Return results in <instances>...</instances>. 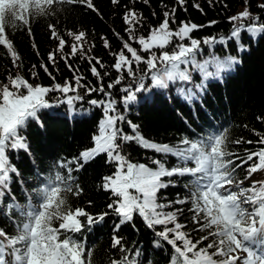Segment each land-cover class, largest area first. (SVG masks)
<instances>
[{
    "label": "snow or ice",
    "instance_id": "1",
    "mask_svg": "<svg viewBox=\"0 0 264 264\" xmlns=\"http://www.w3.org/2000/svg\"><path fill=\"white\" fill-rule=\"evenodd\" d=\"M148 2L143 0L145 4ZM185 2L176 0L181 7ZM248 2L244 0L246 6L243 11L228 17L232 28L227 36L199 39L192 35L194 31L216 25L218 21H209L207 25L181 21L179 27L172 29L170 24L176 23L177 10L173 7L164 11L163 20L151 28L146 37H137L135 32L142 27V14L126 5L122 19L128 40L114 33L121 40L122 48L110 53L115 61L110 67L117 76L107 84V88L102 81L103 76L109 73L101 75L106 65L99 57L90 55L94 45L88 46L86 32L67 30L72 43L70 52L65 54L67 41L58 32L56 24L47 25L50 39L57 41L56 48L48 53V62L55 66L59 56L73 76L62 84L44 86L30 83L19 73L14 76L9 73L7 83L0 85V213L15 228V234L0 228V264H92V251L86 253L84 245L69 234L103 222L108 212L93 216L80 207L65 209L66 197L63 194L81 195L83 189L76 184L73 172H79L100 154H106V163L116 165L115 172L103 177L102 184L103 189L111 192L114 198L107 207L119 218V223L114 225V233H118L125 223L132 222L134 215H139L149 229L163 226V230L156 231L155 235L172 247L171 264H264V180L253 179L254 174L264 172V146L255 151L245 149L243 155L230 151L227 128L198 140L184 137L176 145L156 143L146 139L140 133L139 125L127 119L117 108L120 103L128 111L138 102L140 93L150 94L153 90L166 92L170 85H179L175 87V96L187 104L198 102L202 105L209 81H222L236 65L242 63L231 54L220 58L214 52L215 46L224 45L227 51L229 41L235 40L238 51L244 52L248 49L240 43L242 33H248L252 39L264 34L261 16L249 10ZM111 3L119 6L120 0H111ZM208 3L211 5L213 0H208ZM69 4L98 11L93 0H0V46L6 50L14 68L21 66L18 63L20 56L9 39L7 29H26L31 37L33 18L54 15L58 5ZM193 6L203 11L200 5ZM257 7L264 12V3ZM101 39L104 47L110 48L108 39ZM174 39L179 43L171 51L165 50ZM130 41L137 43L140 51L148 53L147 58ZM204 47L213 51H210L208 59L200 61L197 57ZM33 48H36L34 43ZM154 49L160 50L159 55ZM77 56L87 60L91 75L100 81L99 87L83 82L84 76L68 63ZM35 67L33 65V69ZM40 67L55 81L47 64L41 63ZM193 73L199 74V82L193 80ZM31 75L35 78L37 73L33 70ZM126 78L130 82L120 88L123 95L117 101L112 98L111 90ZM146 78L150 80L148 85L145 84ZM81 89L86 95L100 93L104 97L89 101L90 105L103 109L98 134L93 136L94 146L81 151L78 157L54 162L53 168L64 170L67 174L57 170L41 177L40 185L26 194L27 203L20 204L12 191V184L22 183L21 174L11 163L9 153L27 151L29 145L21 133L29 122L36 121L43 127L39 113L59 104H66L71 110L76 101L84 99L80 95ZM50 93L59 95L49 100ZM173 98L169 96L170 100ZM124 123L131 128L132 134L124 131ZM129 142L165 157L171 155L178 163L170 168L160 159L152 161L155 168L134 163L122 152ZM231 143L252 144L253 141L240 138ZM255 143L264 145V136H260ZM190 163L194 166H188ZM240 169L246 172L243 179L237 177ZM176 177L190 178L185 185L189 195L168 203L158 202L160 192L174 186L173 178ZM246 181L247 187L244 186ZM33 196L38 203L32 202ZM189 203L191 207L187 211L191 213V223L197 231L206 233L195 241L190 238V233L184 231L188 225L179 221L184 209L173 207ZM168 208L173 210L165 211ZM56 220L60 221L59 227L52 226ZM201 244L205 246L198 247ZM111 248L118 251L119 256L109 258L108 264H140V250L127 247L118 234L112 236Z\"/></svg>",
    "mask_w": 264,
    "mask_h": 264
},
{
    "label": "trees",
    "instance_id": "2",
    "mask_svg": "<svg viewBox=\"0 0 264 264\" xmlns=\"http://www.w3.org/2000/svg\"><path fill=\"white\" fill-rule=\"evenodd\" d=\"M93 3L98 11L89 10L78 4L58 5L54 10V15L33 18L31 37L26 29L8 28L9 39L13 41V46L20 56L18 63L21 66L14 68L6 50L0 46V85L7 83L9 73L13 76L19 73L30 83L44 86H50L53 83L62 84L66 79H72V71L66 67L65 62L59 56H57L55 66L47 60L48 53L57 45V41L50 39L47 28L50 23L56 24L58 32L67 41L65 54L70 52L69 46L72 43V38L66 34L67 30L86 32L88 46L94 45L90 55L99 57L106 65L101 70V75L103 76L104 72L109 73L108 76H103L102 81L107 88V84L115 80L117 76V73L110 67L115 62L110 53L118 52L122 48L121 40L114 33H119L120 37L128 40L122 19L126 5L134 7L138 13L142 14V27L135 32L137 37L141 35L146 37L149 30L158 26L163 20L164 11H170L173 7L177 10L176 23L170 24L172 29L179 27L181 21L197 25H207L212 20L218 21L216 25L194 31L192 35L198 39L207 36H227L232 28L228 17L243 11L246 6L244 0H213L211 5L208 0H186L183 7L179 6L176 0H149L147 4L143 3V0H135L134 4L132 0H120L119 6L113 5L111 0H93ZM260 3H264V0H249L247 7L254 15H260V22L264 23V12L257 7ZM196 4L200 5L203 11L193 6ZM101 37L108 39L110 48L104 47ZM33 43L36 45L35 49ZM130 43L147 58L149 54L140 51L137 43L131 41ZM176 43L179 41L174 39L165 50L171 51ZM240 43L248 50L239 52L235 40L229 41L227 51L224 45L215 46L214 52L220 58L231 54L237 56L242 63L236 65L222 81H209L202 97V105L198 102L192 105L187 104L175 96V87L179 85H170L166 92L153 90L150 94L140 93L138 102L133 104L128 111H125L123 105L118 103V110L123 112L127 119L139 125V131L146 139L156 143L176 145L184 137L198 140L227 128L230 151L239 152L241 155L244 154L245 149L255 151L258 147L264 146L255 143L260 136H264V34L252 39L248 33H242ZM154 51L159 55V49H154ZM210 51L213 50L204 47L197 59L200 61L208 59ZM41 63L48 65L49 72L55 77V81L40 67ZM68 63L84 76L83 82H90L99 87L100 81L91 75L87 60L77 56L71 58ZM33 65L36 66L35 69ZM33 70L37 73L35 78L31 75ZM193 80L199 82V74L193 73ZM129 82L126 78L121 85L113 88L112 98L119 101L123 95L120 88ZM145 84H150V80L146 78ZM57 95L59 94L50 93L47 99L54 100ZM80 95L84 96V99L76 101L71 110L66 104L42 110L39 116L43 127L36 121H30L21 133L26 137L28 150L9 153L11 163L18 168L21 174L22 183L12 184V191L20 204L27 203L26 194L31 193L40 185L41 177L60 170L52 167L54 162L78 157L81 151L94 146L93 136L98 134L103 109L90 105L89 101L104 97L100 93L86 95L82 89ZM170 95L174 97L171 100ZM122 127L126 133L132 134L131 128L126 123ZM240 138L245 141L251 140L253 143L240 145L231 143ZM122 152L132 162L143 163L153 168L156 167L152 163L155 159H160L169 168L178 163V160L171 155L162 156L153 150L142 148L135 142L125 144ZM106 160V154H100L85 164L82 170L73 172L76 184H79L83 191L79 196H73L70 193L63 194L66 197V205L63 207L72 210L80 207L93 216L104 212H108V215L103 222L91 228L86 226L81 232L69 235H73L75 240L84 245L86 253L88 250L92 251V264H108L109 258L119 256V252L111 248V239L114 234L123 237L127 247L140 250V264H171L172 247L155 235L156 231L163 230V226H157L155 230L149 229L139 215H134L132 222L125 223L119 228L118 233H114V225L119 223V218L108 209V204L112 203L114 198L111 192L103 189L102 184L103 177L112 175L116 170V165L106 163ZM188 166L194 165L190 163ZM60 171L64 175L67 174L64 170ZM37 173L40 174L39 177ZM245 175L244 169L238 170V179H243ZM189 179L188 177L173 178L174 186L162 190L158 202L168 203V201L188 196L185 185L189 183ZM253 179L264 180V172L254 174ZM245 186H248L247 181ZM7 202L5 199V203ZM32 202L38 203L35 196L32 197ZM173 207L184 209L179 221L188 225L184 231L190 233L193 241L199 239L201 235H206V233L197 231L196 226L191 223V213L187 211L191 207L190 203L173 205ZM171 210L173 209H165V211ZM80 219L86 223L84 217ZM59 223L60 221L56 220L52 226L59 227ZM0 228L6 229L10 234H15L14 226L2 213H0ZM63 238L64 236L61 235V239ZM158 240L159 246L156 243ZM204 246L205 244H201L198 247Z\"/></svg>",
    "mask_w": 264,
    "mask_h": 264
},
{
    "label": "rangeland",
    "instance_id": "3",
    "mask_svg": "<svg viewBox=\"0 0 264 264\" xmlns=\"http://www.w3.org/2000/svg\"><path fill=\"white\" fill-rule=\"evenodd\" d=\"M246 183V182H245ZM245 186V185H244ZM246 187V186H245ZM34 203V202H33Z\"/></svg>",
    "mask_w": 264,
    "mask_h": 264
}]
</instances>
